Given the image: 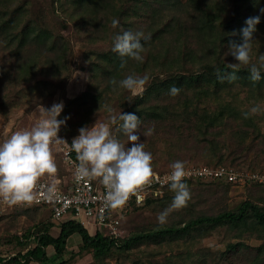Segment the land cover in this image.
Returning a JSON list of instances; mask_svg holds the SVG:
<instances>
[{
  "label": "trees",
  "instance_id": "trees-1",
  "mask_svg": "<svg viewBox=\"0 0 264 264\" xmlns=\"http://www.w3.org/2000/svg\"><path fill=\"white\" fill-rule=\"evenodd\" d=\"M256 4L257 0H32L31 5L30 0H0V114L7 117L20 108L30 110L55 93L59 81L71 72L70 44L50 24L57 17L60 23L55 20L54 24L62 28L67 21H73L76 27L89 29L82 54L87 86L75 97H65L58 119L80 117L82 110L86 111L75 122L79 129L92 124L97 114L107 113L104 105L108 104L118 111L116 115L121 111L140 117L142 132L154 128L152 135H140L146 151L153 155V169L159 167L158 162L168 163L165 167L169 169L178 160L185 165L202 161L212 166H232L236 160L249 159L250 167H255L264 160V132L260 131L264 114L245 119L243 113L254 104L264 107V68L257 82L250 79L249 69L243 65L231 83L221 82L217 73L224 74L229 70L227 64L236 63L234 57L225 54L230 41L241 42L245 20L259 16L264 21ZM113 19L119 20V27L113 28ZM258 25L252 63L259 67L264 38L257 36ZM121 29L150 35L149 40L141 41L145 48L143 62L129 59L124 69L119 67L120 56L112 50L113 37ZM133 72L151 77L142 94L133 96L119 88L113 91L110 78L120 80ZM173 85L181 89L175 97L169 95ZM66 124L59 132L67 133ZM115 128L113 125L114 131ZM78 129L74 128V132ZM118 138L126 137L118 134ZM185 182L189 189L231 184L196 178H186ZM173 196L169 183L162 196L148 198L143 205L131 209L166 198L171 201ZM263 203L264 188H259L257 195L240 201L235 208L196 213L185 220L159 224L121 238H110L101 229L89 233L73 219L63 220L55 237L48 232L51 223L32 233L43 223L38 216L41 210L51 219L50 208L13 206L19 210L0 214V241L8 240L6 235L17 213H23L30 222L20 227V236L16 232L13 236L20 247L33 245L10 257L0 255V263L40 261L46 257L49 245L61 255L68 237L77 233L81 247L100 264H112L113 256L117 258L114 264H124L129 259L130 264H245L247 249L254 253L248 264H264ZM220 228L231 232L230 238L239 239L229 240L212 260L208 253L202 256L193 250L198 235ZM246 232L262 242L249 246L245 241L250 235ZM175 241L180 243L177 252L165 255L166 246ZM156 254L164 257L160 262H150L149 257Z\"/></svg>",
  "mask_w": 264,
  "mask_h": 264
},
{
  "label": "clouds",
  "instance_id": "clouds-1",
  "mask_svg": "<svg viewBox=\"0 0 264 264\" xmlns=\"http://www.w3.org/2000/svg\"><path fill=\"white\" fill-rule=\"evenodd\" d=\"M264 14V9L260 10ZM260 17H249L245 20V27L240 30L241 42L230 41L225 55L234 57L236 63H229L224 74L217 73L218 78L229 83L237 79L240 67L249 69L250 79L260 81L261 68H264V55L259 57L262 62L259 67L252 63L253 44L257 41L254 33ZM113 28L119 27V20H112ZM235 35V33H233ZM150 39L143 31L121 29L113 37V51L120 60V69L126 68L128 60L143 62L142 53L145 51L142 40ZM83 75V74H80ZM149 74L142 76L133 73L123 79L110 78L109 84L113 91L117 88L140 95L149 83ZM181 89L175 85L169 89L170 96H177ZM104 109L110 114L109 122L95 123L78 129L79 134L70 144V151L76 153L74 179L77 182L95 180L103 184L106 193L103 197L105 209H118L126 205L133 196L150 186L157 173L153 169V155L145 151V143L140 141V135L150 136L154 128L141 131L142 120L134 113H120L114 115V109L108 104ZM40 119L31 129H21L13 132L8 138L0 142V201L7 205H19L39 202L38 197L49 201L60 199L59 181L53 179L50 184H43L42 179L47 176L55 178L58 167L52 151L56 145H69L58 133L66 120L58 119L63 103H55L50 108L39 106ZM264 114V107L254 104L249 111L243 113L245 119L253 115ZM113 125H116L115 131ZM122 134L127 142L118 138ZM131 144V147L127 145ZM171 173L167 180L174 192L170 208L161 212L158 223L167 222L169 212L187 206L191 199V192L185 182L187 172L185 162L175 161L170 165Z\"/></svg>",
  "mask_w": 264,
  "mask_h": 264
},
{
  "label": "rangeland",
  "instance_id": "rangeland-1",
  "mask_svg": "<svg viewBox=\"0 0 264 264\" xmlns=\"http://www.w3.org/2000/svg\"><path fill=\"white\" fill-rule=\"evenodd\" d=\"M30 4L32 5V0H30ZM256 6H260L259 10L264 9V0H257ZM55 20H58L57 17L56 19L54 18L53 22L51 21L50 23L53 24L54 31L60 32L62 35H64V37L70 44V48L72 49V56L69 61L72 70L68 74L66 79L62 80L61 82L59 81L56 86L57 90L55 93L45 97L42 101H40V103L34 105L30 110L26 111L20 108L7 117L0 114V142L8 138L13 132L17 130L31 129L40 119L39 106L50 108L53 104L60 102H62L64 105L65 97L73 98L84 91L87 86V71L83 68L82 54L86 48V35L88 34L87 32L89 29L86 27H76L73 21H67L65 27L62 28L59 24H54ZM258 27L260 32L257 36H259V39L264 38L263 19L260 20ZM117 112L118 111L114 109V113L112 114L116 115ZM81 113L82 114L80 115V117L69 116V119L66 120V123H68L66 124V127H68V134L63 132L58 133V136L65 139L69 144H71L72 139L79 134L78 131L74 132V128L75 130L78 129L76 126L77 124L75 123L78 121L77 119H80L81 116L86 115V111L82 110ZM109 119V113H99L94 116V122L90 124L89 127L94 125L95 123L99 124L109 122ZM260 131L264 132V122H262L260 125ZM120 140L125 143L127 142V138H121ZM127 146L131 147V144H128ZM159 146L163 145L159 144ZM51 147L58 167V174H62L65 172V167L61 162L59 145L53 143ZM191 163L204 162L196 161ZM166 164L168 163L158 162L157 166L159 167L154 168V171L166 170L167 168L165 166H169ZM257 164V166L255 165V167L252 166L251 168L250 166L252 165V162L249 159L241 161L236 160L235 164L231 167H233L237 171H248L253 173H258L259 171H261L264 173V160L259 161ZM198 180L201 181L202 179ZM259 188H264V181L258 182V180H251L243 184L231 182V184H228L227 186L222 188L214 186H209L207 187V189H203L202 187H191V199L188 201L187 206L181 209L171 210L167 217L166 224L185 220L190 215H195L196 213H212L214 210L222 209L225 207L230 209L235 208L240 203V201L250 198L251 195H257L259 193ZM171 203L172 200L170 201L169 198H166L165 201H161L160 203L153 202L137 209L127 210L123 213L120 219V235L118 236V238L125 237L135 231L152 229L156 225H159L160 223H158L157 220L158 215L165 209L170 208ZM185 208L186 210H184ZM18 210L19 208H6L1 215H9ZM38 216L40 217V219H43V223L40 222L42 225L39 224L40 226L32 233H36V231L43 229V227L46 228L48 223H51V225L49 224L48 232L54 237L58 235L62 221L68 218V216H63L60 220L58 219L56 221L50 222L51 219L48 213L44 210H41L38 213ZM28 221L30 222V218L27 217L26 214L17 213V218L12 224L11 231L6 235L8 240L0 241V255L10 257L18 253L19 251L22 252L26 250L28 247H31L33 245V243H29L26 246L20 247L16 244L17 240L13 236V233L15 232V234L20 236V227L26 226L28 224ZM2 230L3 228L0 227V234ZM229 235H231V232H229L228 230L225 231L223 228L210 229L206 232V234L198 235V238L194 240L198 242L194 243L195 246H193V250H197V252L199 254H202V256L205 255V252L208 253V258L210 259L213 257L217 258L219 255L218 252L225 249L226 243L229 240L232 242L239 239L238 237L230 238ZM245 235H250L249 237H247L245 242L251 247H256L262 242L261 238L253 236L250 232H246ZM179 244L180 243H177V241L171 242V244L166 246L167 248L165 249L164 254L168 255L176 253ZM45 250V258L40 261H31L29 264H100L92 257L90 251L85 250L81 247V238L77 233H73L68 237L66 241V247L61 255L56 253L53 247L50 245L47 246ZM164 254H156L155 256H151L149 257V261L160 262L162 260V257H164ZM253 255L254 253L247 249V259L245 264H248L250 262ZM110 259L112 264L116 263L114 262L117 259L116 257L113 256ZM129 261L130 259L128 261H125L124 264H130ZM0 264H2V262Z\"/></svg>",
  "mask_w": 264,
  "mask_h": 264
},
{
  "label": "built area",
  "instance_id": "built-area-1",
  "mask_svg": "<svg viewBox=\"0 0 264 264\" xmlns=\"http://www.w3.org/2000/svg\"><path fill=\"white\" fill-rule=\"evenodd\" d=\"M69 148L70 144L59 145L61 162L65 167V172L57 174L55 178L45 176L41 181L43 184H50L53 179L58 180L61 198L49 201L38 197L39 202L37 203L19 205L29 207L47 206L50 208L52 220H60L63 216H68L67 219L79 222L87 228L89 233H92L95 229H101L110 238H118L120 235V219L123 213L133 207L143 205L148 198L162 196L164 188L170 183L167 177L171 173V168L155 171L157 176L153 178L151 185L142 189L138 196L131 197L125 206L118 209H105L103 197L106 189L99 179L81 182L74 179L75 164L78 161L76 160V153L70 151ZM185 168L188 174L186 178L223 180L240 184L251 180L264 181V173L261 171L258 173L237 171L233 167L223 164L212 166L204 163H189L185 165ZM11 207L13 206L0 201V214L4 209Z\"/></svg>",
  "mask_w": 264,
  "mask_h": 264
}]
</instances>
